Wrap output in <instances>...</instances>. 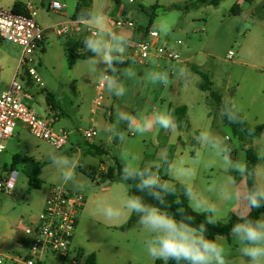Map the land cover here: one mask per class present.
<instances>
[{
	"label": "rangeland",
	"instance_id": "rangeland-1",
	"mask_svg": "<svg viewBox=\"0 0 264 264\" xmlns=\"http://www.w3.org/2000/svg\"><path fill=\"white\" fill-rule=\"evenodd\" d=\"M49 1L51 0H46V2ZM95 1L97 9L102 10L107 0ZM111 1L115 5V0H108V5ZM194 1L137 0L134 5H129L127 0H122L123 5L126 7L125 9L134 12L135 22L144 27L148 25L158 26L156 29L161 33L162 38L179 52L180 60H186L190 57L191 59H188L186 63L179 64L175 61H169L170 63H168L165 62L168 60L152 58L144 65L135 64L136 62H134L124 67L117 66L121 70L131 67L135 72V75L130 79L125 78L122 71L118 73L121 83L126 88V92L123 95L125 96V102H123L122 96L115 97L105 89L103 106H109V97L114 101L115 113L113 116L108 115L109 109L104 110L103 107L100 109L99 116L95 118L94 126L99 130L110 125L116 126L125 133L129 143H132L139 140L140 135L137 134L135 138L131 137L124 124H117V110L129 113L138 112L139 116H146L154 110L167 109L170 103L179 106L183 104L182 102H186L189 107L187 120L191 126L188 127L187 124L183 123L182 128H179L183 132L185 143L174 146L172 162L178 168H190L195 172L192 178H184V182L191 184L195 191L200 193L210 203L216 205L221 217L218 222L227 223L233 214L239 216L241 212L246 211L244 203L242 201L237 203L223 201L219 199L218 191H209V189L213 185H216L217 189L225 186L227 176L232 175L235 177L236 186L241 191H244L247 188L246 178L240 177L235 172H225L220 158L208 148L198 145L195 137L201 131H210L225 141L231 149L233 160L246 162L245 144L248 147L252 146L255 141L259 140L260 136L249 142H242L235 135L232 128L225 123L222 109H220L209 92L201 89L203 78L197 70L209 77L213 82L212 89L223 96V101L232 99L237 102H244L248 89L246 84L248 77H250L251 69L239 66L237 63L239 61L251 62L250 45H256V50L258 48L264 50V36L262 42L254 41L252 39L254 31L251 28L253 24L251 18L244 20L239 13L236 15L232 13V8L236 5L237 0H224L219 6L202 5L200 7H194ZM10 3V0H2V7L10 9ZM248 6L247 2L245 7ZM262 9L258 8L257 11L260 12ZM46 13H48L47 16L43 12L38 13L40 16L37 14V18L43 16L53 20L54 15H56L51 11ZM249 30L252 32L248 33ZM247 34L249 35L244 42V36ZM179 42L181 44H178ZM21 52V46L0 37V93L5 90V83L7 81L11 82L15 77ZM229 52L234 53L233 60L227 59ZM34 59L35 63L32 64V67L35 68L43 85L35 83L25 68L20 69L18 79L32 97V100L25 99L24 102L34 110L38 106L47 108L49 106L47 92L49 91L45 88H48L53 95H56H54V99L57 107L54 112L57 115V121L53 125L54 131L59 132L61 129L67 131L75 130L81 134L83 130L93 127L91 126V119L94 118L91 114L92 99L96 94L95 86L99 80L101 66L96 71H93L94 66L91 62L81 63V66L77 69L78 77L62 90L63 82L60 88L50 83L51 77L48 71H45L42 53L36 52ZM179 67L188 69L186 80L177 78L176 70ZM154 71L167 72L169 84L164 86L159 83H152L148 73ZM170 71H173L172 76L169 75ZM140 74H142L141 77ZM139 84L145 88L143 93H136L135 91ZM174 91H177V95L173 96ZM241 95L242 101L240 99ZM253 95L257 96L255 92ZM39 115L43 116L42 114ZM60 116H63L61 117L62 121H59ZM65 125H68V128H65ZM29 133L30 143L35 147L39 146L41 148V178L44 181V185L46 187L51 185L65 186L70 191L81 194L87 199L72 244L73 254L82 249L86 254L98 255V264H128L129 260V264H156L158 260H153L148 255L145 247V242L150 238V233L139 222L136 223L137 226L135 228L124 231L106 227L100 222V217H105L103 214L105 207L111 206L119 209L120 213L124 211V201L129 196V186L125 183L99 184L96 179H93L92 174H87L83 171L87 163L91 164V166H98L101 160L112 161L113 156H116L119 162L122 163L119 155V146L113 142L108 145L109 157L104 156L101 158L100 154H95L92 157L85 158L83 156L80 157V151L73 149L71 143L63 149L57 150L52 145L44 143ZM100 137H105V135L100 133V136L96 139ZM146 138H148L147 144L145 142L144 144L142 143L143 146L136 144L133 149L138 155L141 148H144L147 152L141 158V164L152 161L154 156L156 157L158 150L162 152L163 149L161 150L160 146L161 144L164 146L163 141L167 140H163L159 131L153 135L147 134ZM114 140L116 139L112 141ZM257 151H264V147L258 145ZM50 152H56L68 157L73 155L79 157L80 166L75 169V176L79 182L85 185L83 190L75 189L71 182L64 183L60 170L49 159ZM168 153L169 150H167V155ZM259 161L264 163V159L259 158ZM261 167L264 168V165L262 164ZM4 168V170L14 169L20 173L16 189V194L19 197L16 200L11 199L9 201L5 212L6 218L10 222H21L26 225L29 223L31 215L39 213L38 210L44 194L29 188L28 178L23 167H13L9 163ZM99 175L101 176L102 173H99ZM161 178L181 184V182L173 180L163 169H161ZM105 186H111V189L108 191L102 190ZM21 187L24 188V191H21ZM182 188L181 185L180 191L184 192ZM110 220L112 222L117 221V218ZM216 240L222 243L226 249L227 264H247L246 258L239 252V245L231 236H219ZM27 247H29V244L25 246V249ZM51 264H70V262L52 261Z\"/></svg>",
	"mask_w": 264,
	"mask_h": 264
},
{
	"label": "clouds",
	"instance_id": "clouds-1",
	"mask_svg": "<svg viewBox=\"0 0 264 264\" xmlns=\"http://www.w3.org/2000/svg\"><path fill=\"white\" fill-rule=\"evenodd\" d=\"M78 23L91 30L90 35L83 41L84 49L92 54L90 62L93 71L102 65L99 71V82L107 92L115 97L125 94L126 88L121 83L118 73L122 71L125 78H132L135 72L131 67L118 69L117 65L125 64L131 58L127 55L128 48L132 44L131 37L126 32H117L110 27L108 17L102 11L84 10L77 17ZM158 26H154L155 28ZM152 83L169 84L167 72L154 71L148 73ZM178 79L186 80L188 69L179 67L176 70ZM242 107L232 99L223 102L222 115L230 124H243L241 116ZM117 124H124L134 133L144 136L154 128L163 129L166 132L175 133L179 128V122L173 112L167 109L154 110L148 116H133L126 111L117 110ZM139 117V118H138ZM108 139H126L125 133L116 126H106L100 129ZM99 134V133H98ZM251 134V133H250ZM198 145L208 148L220 158L225 172H235L242 178L252 181L250 187L241 191L236 186L235 177L228 175L226 185L217 189L213 185L209 191H218L219 199L228 202H243L246 211L239 214L236 223L231 227L230 234L239 245L240 254L246 258L247 264H264V217L253 218L251 211L264 207V183H258L257 179L262 173L256 169H249L243 160H233L231 149L224 140L210 131H201L195 137ZM123 163L121 180L134 181L135 188L139 192H146L157 203L146 202L141 195H130L124 201V208L139 217V224L150 233L145 247L148 255L153 260L162 261L163 264H227L226 249L216 239H210L206 233V224L193 226L191 217L178 219L160 205H166L168 196L177 194L176 183L171 180H163L160 170L181 182L184 194L188 197L189 205L198 214H205L207 224L215 225L220 219L216 205L210 203L200 193L194 190L191 184L184 182V178H192L195 172L190 168H178L166 155L157 160L147 161L141 164V157L131 151L120 152ZM258 158L264 159V151L257 153ZM49 159L62 175L64 183L71 182L77 190H83L85 185L79 182L75 176V169L80 166L78 156L72 157L49 153ZM179 202V201H177ZM107 219L120 216V210L111 206L103 209Z\"/></svg>",
	"mask_w": 264,
	"mask_h": 264
},
{
	"label": "built area",
	"instance_id": "built-area-1",
	"mask_svg": "<svg viewBox=\"0 0 264 264\" xmlns=\"http://www.w3.org/2000/svg\"><path fill=\"white\" fill-rule=\"evenodd\" d=\"M134 5L137 0H127ZM25 13H17L13 8L0 6V37L22 47L19 67L15 77L0 93V153L6 148V142L15 134L17 125L22 123L26 129L37 139L45 141L55 149L61 150L72 141L70 132L53 130L57 115L48 110L45 115H39L24 100L32 97L19 81V70L25 68L35 83L43 85L32 64L34 55L42 52L47 39L48 31L37 20L36 6L28 2L24 5ZM64 6L59 1H53L49 10L60 13ZM116 30H134L130 36L132 44L127 55L128 62L146 64L149 59L179 61L180 54L161 36L159 30L152 25L146 27L134 20V12L125 8L114 18ZM84 25L72 20L70 24H59L52 29L58 36H68L81 32ZM91 30L88 29V35ZM180 44V42H179ZM234 53L229 52L227 59L233 60ZM126 62V63H128ZM96 97L94 108L100 109L104 103L105 88L96 83ZM98 131L91 127L83 130L81 135L86 141L94 139ZM20 173L17 170H5L0 176V195H12L18 187ZM87 199L85 196L72 192L65 186L51 185L45 196L44 208L37 220H30L28 224L22 223L24 234L28 238L29 250L25 257H7L10 261L22 264H51L52 261L61 263L69 261L70 264H85V260L73 254V241L80 216L84 210ZM0 264H5V258L0 255Z\"/></svg>",
	"mask_w": 264,
	"mask_h": 264
},
{
	"label": "crops",
	"instance_id": "crops-1",
	"mask_svg": "<svg viewBox=\"0 0 264 264\" xmlns=\"http://www.w3.org/2000/svg\"><path fill=\"white\" fill-rule=\"evenodd\" d=\"M10 1H11V3L9 4L10 8H13V6L16 2H21L24 5L28 2H31L36 6L37 14L40 12H43L45 14V16H47V14H48L46 12L50 11L49 5L51 2L59 1L60 3L63 4V6H64L63 10L60 13H55L56 15H54L55 17L53 18V20H50L49 18H46L43 16H41L40 18H37L39 24L42 27H44L45 29H47V31H48L47 39H46V42L44 44V48L41 52L43 55V65L46 68L45 71H48V73L51 77L50 83L52 85L60 88V86L62 85V82H63L64 86L63 85L61 86V89L63 90L65 88V86H67L70 83H73L75 81L76 77H78L77 69L81 66V63L86 62V61L90 62V59L89 60H79L76 62V64L73 67H69L68 53H67V44L69 42L78 44V52L79 53L87 52L84 49V45H83L84 38L86 36H88V28L87 27L83 26L81 32H76V33H73V34L68 35V36H58L52 32V29L54 27H56L57 25L64 24V23L70 24L72 20H76L74 18V15H75L79 0H51L49 2H46V0H10ZM107 1L105 2L103 9L98 10L96 1L91 0V10L102 11L108 17L110 27L114 31L126 32L130 36L134 35V33H135L134 30H116V28H115V24L113 21L114 18L117 15H119L120 12L124 8H126L123 5L122 0H115V2H116L115 5L112 4L113 1H111V3L108 5ZM247 2H248L249 6L245 7ZM0 6L2 7V0H0ZM236 6L239 7L240 17H242L244 20H246L247 18L250 17L251 20L253 21V24L251 26V28H253V31H254L252 39H254V41H257V42H262L263 36H264V0H237L236 5H234L233 8ZM233 8H232V10H233ZM258 8H263V9H262V11L258 12L257 11ZM38 16H40V15L38 14ZM139 25H141V24H139ZM251 32L252 31H250V30L248 31V33H251ZM248 35L249 34L244 36V42L247 40ZM255 47H257V46L256 45L255 46L254 45L249 46L250 56H251L250 61L251 62L239 61L237 63V65H239V66L250 68L252 73L250 72V77H248V80H247L246 85H247L248 89H247V92L245 94V101L244 102L242 101V95L240 97L242 102L236 101L243 109L241 114H243V116H245L247 118V120L249 121V123L253 126L264 125V50H261L260 48H258L256 50ZM129 52H130V48H128L127 53H129ZM188 59H191V57L187 58L186 60H179V61H175V62L179 63V64L180 63H186L188 61ZM165 62L170 63L169 61H165ZM130 63H134V62H128V63L120 64L117 66L118 67H124V66H128ZM135 64H139V63H135ZM139 65H144V64H139ZM100 66H101V68L103 67L102 65H100ZM18 67H19V63L17 64L16 72L18 70ZM169 75L172 76L173 71H170ZM141 76H142V74H140V77ZM9 83H10V81H7L4 85V87L6 88L9 85ZM45 89H47L49 92H51L48 88H45ZM135 91H136V93H141V92L143 93L145 91V88H143V86H141V84H139ZM254 92L256 93L257 96L253 95ZM174 95H177V91H174L173 96ZM95 97H96V94H95L94 98L92 99L91 114L94 116V118L91 119V123H92L91 126H93L98 131L99 134H97V136L94 139H92L90 141H85L79 131H75V130L67 131V130L61 129V130L70 132L72 134V139H71L72 145L71 146L73 149L80 151V154H81L80 157L83 156L85 158H88V157L94 156L95 154H100L101 158L104 156L109 157L110 151L107 149V147L112 142L114 144H116L117 146H119L120 152L124 151V150L134 152L133 149L135 148L136 144L143 146L142 143L143 144H144V142L146 143V141L148 139V138H146L147 134H145L144 136H139V140L133 141L132 143H129V141L127 139H125L124 141H120L119 139L112 141L113 139H108L106 136L100 137L99 139H96L97 137L100 136V130L97 129L96 126H94V122H95V118L98 117L100 114V111H101L100 109H102L104 106L100 109H95L94 108ZM122 99H123V102H125V96H122ZM108 101L110 104H109V106L105 105L104 110L109 109L108 115L113 116L115 113L114 101L112 99H110L109 97H108ZM182 103L183 104H181L179 106L174 105L173 103H170L167 107V110L173 112V110L177 107L186 106L187 107V114H186L184 123L187 124L189 127V126H191L187 120V116L189 113V107L187 106L186 102H182ZM220 109H222V108L220 107ZM35 110L37 111V113L45 115L48 110H52V109L50 106H48L47 108H45V107L43 108V107L38 106L35 108ZM44 112H45V114H43ZM61 113L63 114V112H61ZM131 114L133 116H137L138 112H133ZM151 114H149V115H151ZM146 116H148V114ZM61 117H63V116H60L59 121H62ZM64 122L66 123V121H64ZM64 127L68 128V125H65ZM125 128L127 129L128 133H130L131 137H134V138L137 137V134L134 133L133 131H131L127 127V125H125ZM158 131H159L160 136L163 137V140H166V139L167 140L163 141L164 146L162 144L160 146L161 150L163 149L162 150L163 153L159 152L160 150H158L156 153V157L154 156L153 160L158 159L163 155L168 156L167 150H169L171 147L174 148V146L177 144L179 145V144L185 143V139L183 138V132H181V129H179V128H178L177 132H175V133H170V132L164 131L163 129L154 128L148 134L153 135V134H156ZM28 133H29L28 130L26 129V127L22 123H19L17 125L14 136L6 142L5 150L0 153V176L3 175V172L5 171L4 170L5 166H7L9 163L12 165L13 158L15 156L31 158L36 163H39V164L41 163V158H40V156H42L41 148L39 146L35 147L30 143L29 138H28ZM149 140H150V138H149ZM43 142L46 144H49L45 141H43ZM258 145H261L262 147H264V130H263L261 136L259 137V140L255 141V143L252 144V146L255 148L256 151H257ZM247 147H248V145L245 144V149H247ZM146 153L147 152L145 151V149L141 148L139 155L141 158H143L146 155ZM117 164H120L123 166V164L119 162V160L116 158V156H113L112 161L106 162L104 160H101L99 162L98 166H91V164L87 163V165L84 167L83 171L87 174H93L94 175L93 179H96V181H98V183L100 184L101 178L103 176L102 175L100 176L99 173H105V171H107L110 167H116ZM262 164L264 165V163L259 161L258 165H257V171L262 173V175L259 176L257 179L258 183H264V168L261 167ZM17 166L23 167L25 170L24 172L26 173V164L25 163H21ZM160 176H161V174H160ZM105 183L106 184H108V183H110V184H122L124 182H122V180H116L114 182L108 181ZM28 186H29V183H28ZM48 188L49 187H46V185H44V183H43L42 188L40 190H37V191L42 192L44 194V197H43V200L41 202L40 208L38 210L39 213L35 214V215L34 214L31 215L29 217V221L30 220H37L38 217L40 216L41 212L43 211L45 196H46V192H47ZM110 189H111V186H105L102 188V190H104V191H108ZM21 191H24L23 187H21ZM128 195H129V192H128ZM18 197L19 196L16 194V192L12 195H0V255L5 258V264H22V263L12 262L7 257L12 256L15 258H19V257L22 258V257H25L27 255L28 250H29V247H27L25 249V246L27 244H29V242H28L27 236L23 232V229L21 226L22 223L21 222H19V223L10 222L6 218V214H5L9 201L11 199L16 200ZM85 210H86V208H85ZM134 214L135 213L130 214L127 211V209L125 208L124 211L121 213V215L119 217H117V221L112 222V220L107 219L106 217H100V222L102 224H104L106 227L121 229L123 231L124 230H130V229H133L137 226V224H135L131 228H126L128 221L130 220L131 216ZM262 217H264V214L262 215ZM4 224H5V226H4ZM76 253L78 256L82 257L84 260H86L87 256L90 255V254H86L84 252V250H82V249H79ZM96 257H97V264H98L99 263V256L96 255ZM129 261L127 262L128 264L130 263Z\"/></svg>",
	"mask_w": 264,
	"mask_h": 264
},
{
	"label": "trees",
	"instance_id": "trees-1",
	"mask_svg": "<svg viewBox=\"0 0 264 264\" xmlns=\"http://www.w3.org/2000/svg\"><path fill=\"white\" fill-rule=\"evenodd\" d=\"M224 0H195L193 2L194 7H200L202 5H209V6H219ZM13 10L17 13H25V7L24 4L21 2H16L13 6ZM84 10H91V0H79L78 5L76 8V12L74 15V18L77 20L78 15L81 11ZM233 14L240 13L239 7H234L232 10ZM152 22V21H151ZM152 24V23H151ZM67 53H68V64L69 67H73L77 61L79 60H89L92 56L90 52H84L79 53L78 52V44L69 42L67 44ZM197 72L201 75L203 78V83L201 84V89L203 91H207L210 93L212 98L215 100V102L218 104L219 107H223V97L222 95L216 93L213 88V82L209 79V77L206 74H203L197 70ZM47 101L51 109L54 111L56 110V102L54 99V95L52 93L47 92ZM174 116L177 118L179 122V128H182L183 123L185 121V117L187 114V107L181 106L177 107L173 110ZM241 116L244 118L243 124H230L227 119L224 117V121L227 125H229L235 135L238 136V138L242 142H249L252 139L261 136L264 125H251L247 119L241 114ZM251 133V134H250ZM257 151L252 146L248 147L246 149V163L249 167V169H256L259 162V158L257 155ZM167 158L172 161L174 158V148L171 147L169 149V153ZM21 163L26 164V176L28 178L29 187L33 190H40L43 186L44 181L41 179L42 175V166L39 163H36L33 159L27 158V157H20L15 156L13 158L12 166L15 167ZM122 168L123 166L120 164H117L116 167H110L107 172L102 173L101 183H105L108 181H116L121 180V174H122ZM161 174V170L160 173ZM94 175L92 174V177ZM247 187H250L252 184V181L250 179H247ZM124 182V181H122ZM258 182V180H257ZM126 185L129 186V196L130 195H141L144 197L146 202L150 203H157L156 201L152 200V198L147 195L146 192L142 193L139 192L135 188V182L134 181H127L124 182ZM177 186V194L175 196H168L166 198L167 203L166 205H160V207L164 208L166 211H168L170 214L176 216L178 219L184 218V217H191V223L193 226H198L201 223H205L206 227L208 229L206 235L210 239H217L219 236H225L230 237V230L234 223L237 222L239 216L233 214L230 217V220L227 223L217 222L215 225L213 224H207L205 220V214H198L192 210L190 207L187 197L185 196L184 192L180 191L181 184L176 183ZM184 191V188H182ZM179 201V202H177ZM264 214V207H261L259 209H253L251 211V216L253 218H260ZM137 215H132L130 220L128 221L126 228L133 227L136 222L138 221ZM85 264H97V257L95 254H90L87 256L85 260ZM156 264H163L162 261H157ZM169 264H173V262H169Z\"/></svg>",
	"mask_w": 264,
	"mask_h": 264
}]
</instances>
